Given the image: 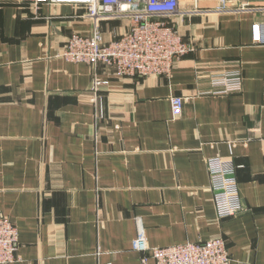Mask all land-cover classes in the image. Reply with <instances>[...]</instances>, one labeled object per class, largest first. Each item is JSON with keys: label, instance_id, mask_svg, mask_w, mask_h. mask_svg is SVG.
Instances as JSON below:
<instances>
[{"label": "crops", "instance_id": "0c3cea01", "mask_svg": "<svg viewBox=\"0 0 264 264\" xmlns=\"http://www.w3.org/2000/svg\"><path fill=\"white\" fill-rule=\"evenodd\" d=\"M249 0H179L172 24L193 50L169 75L120 77L60 55L90 19L72 5L0 0V214L16 223L12 264H142L151 246L224 237L232 264H264V45ZM261 3H252L259 6ZM252 8V7H251ZM111 39L123 21H103ZM240 70V91L214 73ZM110 79L96 93L93 78ZM184 98L175 117L171 99ZM236 167L246 211L217 217L207 158Z\"/></svg>", "mask_w": 264, "mask_h": 264}, {"label": "built area", "instance_id": "2783aa9c", "mask_svg": "<svg viewBox=\"0 0 264 264\" xmlns=\"http://www.w3.org/2000/svg\"><path fill=\"white\" fill-rule=\"evenodd\" d=\"M28 4L37 17L44 5H72L82 11V19L94 23L91 33L74 32L61 48L67 61L103 64L112 67L120 77L169 75L174 64L193 50L172 24L179 11V0H20ZM252 3H261L251 6ZM227 0L217 10L225 11ZM252 7V8H251ZM262 10L264 0H249L237 11ZM123 21L127 30L106 39L103 21ZM254 43L264 45V20L254 23ZM210 82L217 94L240 91L243 76L240 70L214 73ZM110 85V79L93 78L90 89L96 93ZM175 117L182 114L184 98L171 99ZM212 200L219 219L237 216L247 209L240 195L236 167L221 156L207 158ZM19 233L16 223L0 214V264H12L17 258ZM134 249L142 253V264H232L228 242L224 237L169 246H151L140 228Z\"/></svg>", "mask_w": 264, "mask_h": 264}, {"label": "rangeland", "instance_id": "374dc122", "mask_svg": "<svg viewBox=\"0 0 264 264\" xmlns=\"http://www.w3.org/2000/svg\"><path fill=\"white\" fill-rule=\"evenodd\" d=\"M102 26V25H101ZM102 28V27H101Z\"/></svg>", "mask_w": 264, "mask_h": 264}]
</instances>
